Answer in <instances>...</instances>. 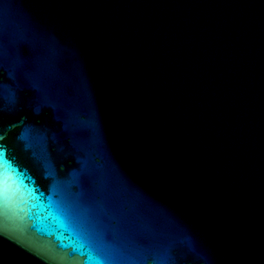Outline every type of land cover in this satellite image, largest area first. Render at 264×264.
<instances>
[{"label": "water", "instance_id": "water-1", "mask_svg": "<svg viewBox=\"0 0 264 264\" xmlns=\"http://www.w3.org/2000/svg\"><path fill=\"white\" fill-rule=\"evenodd\" d=\"M0 264H264V0H0Z\"/></svg>", "mask_w": 264, "mask_h": 264}]
</instances>
